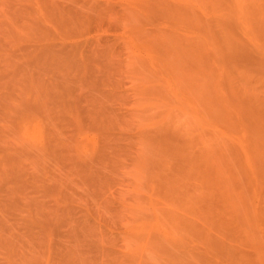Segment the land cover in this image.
Segmentation results:
<instances>
[{
  "label": "rangeland",
  "instance_id": "obj_1",
  "mask_svg": "<svg viewBox=\"0 0 264 264\" xmlns=\"http://www.w3.org/2000/svg\"><path fill=\"white\" fill-rule=\"evenodd\" d=\"M0 264H264V0H0Z\"/></svg>",
  "mask_w": 264,
  "mask_h": 264
},
{
  "label": "bare ground",
  "instance_id": "obj_2",
  "mask_svg": "<svg viewBox=\"0 0 264 264\" xmlns=\"http://www.w3.org/2000/svg\"><path fill=\"white\" fill-rule=\"evenodd\" d=\"M196 19H197V18H196ZM199 25H200V24H199ZM209 28H210V27H209ZM159 41H160V40H159ZM164 41H165V40H163V39L161 40V44H162V45H160V46H161V50L164 52L165 55H168V56H169V55H171V53H173V52H174L173 54L178 53V50H179V49H177V48L175 47V45H174V46H173L172 44H171V45H168L171 41H170L168 44H166L167 46L164 45V43H165ZM170 46H172V48H170ZM164 47H165V49H164ZM167 47H168V48H167ZM173 47L176 48V49H175L176 51H173V50H174ZM162 48H163V49H162ZM196 48H197V47H196ZM199 48H200V47H199ZM187 50H189V49H183V50L180 51V52H181V54H182L183 57L186 56V57H184V58H187V57H188V60L191 59V60H190V62H191L193 59H195V57H194V56L192 57V54H193V53L191 52L192 49L189 50V52H191V55H190V53H189ZM198 53H199V52H198ZM196 54H197V53H195L194 55H196ZM199 54H200V53H199ZM198 56H200V55H198ZM192 58H193V59H192ZM180 59H183V58L180 57ZM196 59H197V58H196ZM198 59H199V58H198ZM186 60H187V59H186ZM186 60H185V61H186ZM199 60H200V59H199ZM199 60H198V61H199ZM194 61H195V60H194ZM194 61H192V62H194ZM188 62H189V61H188ZM195 62H196V61H195ZM197 63H198V62H197ZM190 64H191V63H190ZM195 65H196V64H195ZM192 68H193V67H192ZM193 72H194V70H193ZM196 72H197V71H196ZM190 74H191V73H190ZM193 75H194V74H193ZM197 75H198V74H197ZM200 75H201V74H200ZM193 79H195V78H193ZM193 79H192V80H193ZM205 84H206V83H205ZM200 85H201V84H200ZM200 85H199V86H200ZM205 86H206V85H205ZM201 89H202V88H201ZM206 89H207V88H206ZM209 90H210V89H209ZM203 91H204V90H203ZM25 100H26V99H25ZM25 102H26V101H25ZM26 104H27V103H26ZM210 107H211V106H210ZM213 107H214V106H213ZM215 107H216V106H215ZM219 108H220V107H219ZM225 113H226V112H225ZM214 165H215V164H214ZM219 167H220V166H219ZM216 170H217V169H216ZM223 177H224V176H223ZM225 178H226V177H225ZM227 180H228V179H227ZM227 180H226V181H227ZM227 185H228V184H227ZM220 189H221V188H220ZM222 189H223V188H222ZM225 189H226V188H225ZM221 191H222V190H221ZM224 191H226V190H224ZM224 191H223V192H224ZM220 193H221V192H220ZM228 193H229V192H228ZM224 194H225V193H224ZM222 196H224V195H222ZM225 196H226V195H225ZM230 196H231V195H230ZM230 198H231V197H230ZM237 198H238V197H237ZM227 199H228V198H227ZM232 201H233V200H232ZM238 206H239V205H238Z\"/></svg>",
  "mask_w": 264,
  "mask_h": 264
}]
</instances>
